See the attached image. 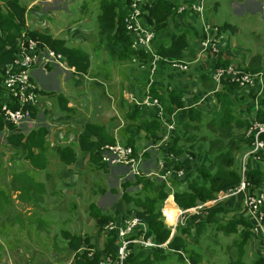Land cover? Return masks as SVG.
Segmentation results:
<instances>
[{"label":"trees","instance_id":"1","mask_svg":"<svg viewBox=\"0 0 264 264\" xmlns=\"http://www.w3.org/2000/svg\"><path fill=\"white\" fill-rule=\"evenodd\" d=\"M3 1L5 2V6L3 7L0 5V30H4L3 35H0V42H3L0 45V83L1 69L14 57L16 51V38L23 30L26 31L27 35L37 40L40 46L46 44L56 52L59 51L63 42L60 39L53 38L45 31L26 29L24 19L25 8L23 5H21L18 0ZM126 1L127 0H124L122 5H124ZM121 2V0L120 2L102 0L100 8L106 12V19L104 21L99 19V24L106 30L112 28L117 29V33L110 36L109 40L117 45V55L127 58L130 57L132 53H137V51L142 50L133 51V49L130 48V35H127L123 22V16L126 10L121 6ZM116 5L118 6V12L115 11ZM174 6L175 4L170 0H150L147 6L148 11H151L149 13V18H155L154 22L157 30L161 27H165L166 21H168L171 16L173 17ZM150 22L152 21L150 20ZM227 27L226 25L220 28L225 29ZM184 35V31L179 34L175 32L172 33L169 42H160L155 50L162 57L169 59L181 57V50L185 44ZM142 53L138 52L136 56L143 60H147V57L144 55L146 53ZM76 54V58L79 60L85 59V55L80 50H78ZM66 59L69 60L70 63H73L70 58ZM227 64L226 61L221 59L214 63L215 66H225ZM161 66L167 68V63L161 62ZM47 67L49 70L51 69L50 66ZM206 74L207 73H203L205 78ZM237 87L239 88L236 83H230L226 87V90L218 92L216 96L217 100L221 102L220 108L216 105L212 108L208 104L205 105L209 110L211 109L210 113H207L205 108L191 105L186 106L183 94L178 88L172 87L170 89H165L159 86L160 93H157L155 89L151 92L166 105L170 113L172 111V106L176 108H185L184 116H179L175 119L176 127L171 137L166 142L160 144L158 151L154 154L149 151L144 152V157L148 163L149 161L151 162L152 159L156 162L159 157H162L165 160L166 166L175 168L183 167L186 169L184 179L172 181L173 199L181 209L193 207L197 202L208 201L220 190L226 191L229 188H234L240 181L239 169L235 164V157L233 154V151L238 148V146H234V144L238 143L233 138L235 134L234 131H243L254 121L264 122V107L261 106L257 109H253L250 104L245 106L244 111L237 109L231 98L232 96L228 93L229 89H236ZM235 101L237 104L241 105L239 99L236 98ZM261 102V104L264 105V99L263 101L261 100ZM167 103H170L169 107ZM242 112H247L248 115L243 116ZM166 120H169L167 115ZM125 122V125L119 129V139L131 145L135 151H138L142 147L136 144L137 136L140 134V131L144 132L143 136L146 141L150 144H156L159 143L166 130L165 125H163L162 121L159 120L156 115L148 116L146 112H143L138 107L132 112L125 114ZM203 126L208 130L207 135L204 136L200 132ZM2 129L3 125L0 122V134L2 133ZM88 129L93 136L89 137L88 134H81L78 137L79 149L89 153L90 164L93 163L96 169L106 172L108 168L100 162L98 148L102 144L114 142L115 139L110 138L111 136L108 137L109 135L105 134V131L100 125L94 124L89 126ZM44 131L45 127L39 126L36 129H31L27 135H25L21 132L19 127L8 125V132H6L4 139L11 145L13 150L16 148L17 151L27 152V156L33 161H36L38 155L46 149L43 139ZM217 131L218 133L216 134ZM200 134L202 138L198 139ZM203 138H208V142L205 141L201 143L204 140ZM227 139H231V143L228 147H224V142ZM262 139L264 142V135H262ZM34 146H37L39 149L38 155L32 154V147ZM58 152L61 154L60 157L66 164H72L75 161L74 151L70 147H64V149L58 150ZM263 154L262 158H264ZM169 155L177 158V161L171 162ZM186 155H189L191 159L187 158ZM120 176L125 178V180L120 183L121 194L114 210L106 211L100 209L94 202L89 204L88 212L95 217L99 230L103 229V225L109 220L117 216V213L120 214L122 211L126 210V213L134 212L145 219L148 226V233L154 236L157 241L164 242L171 234V229L165 224L161 213V207L168 195L165 184L155 180L156 177L154 176H146L143 174L131 175L132 179L124 174ZM20 179L19 176L14 180L20 182ZM247 180L253 185L258 187L261 186L263 180L262 171L257 168L249 169L247 172ZM130 187H134L135 189L129 191L128 188ZM112 190L114 192L118 191L114 188H112ZM129 203L130 206L128 207L127 205H129ZM157 203H159L160 206H158ZM222 208L224 209V206L218 204L211 208V211L208 213V218L213 217L214 219L217 213L222 212V210H220ZM195 222L196 227H198L202 220H196ZM216 228V230L220 228L225 233L228 232L227 235L230 232H234L238 235V238L232 241V247L239 250L238 255L235 257V254L229 247L228 262L226 264H245L243 263V256L247 252L246 246L249 244L252 236L248 219L243 215L237 216L236 218L232 217L224 223L218 222ZM191 231V229L181 224L176 226L166 249L178 255V259L174 258V260H178V262L186 261V259L182 257L185 256L183 252L187 254L186 258L189 264H197L201 258L203 259L204 254L197 250L194 244H190L187 240H184L187 234H189V236H194ZM62 234L64 237H70L68 243L70 247L74 250L79 247V235H70L69 232L65 231ZM109 235V239L111 238L109 240L110 242L116 238L113 233ZM242 244L243 247L241 248ZM104 250L106 253L113 256L116 255L109 246ZM140 252L144 251H133L130 253L126 262L132 264L139 263L137 257ZM87 253L86 250L78 252L75 255L76 264H96L100 259L99 252H94V256L90 260L87 258ZM166 258L164 260H166ZM141 260H144V258ZM250 261V264H264V257L259 256Z\"/></svg>","mask_w":264,"mask_h":264},{"label":"rangeland","instance_id":"2","mask_svg":"<svg viewBox=\"0 0 264 264\" xmlns=\"http://www.w3.org/2000/svg\"><path fill=\"white\" fill-rule=\"evenodd\" d=\"M18 1L21 5L27 6L32 0ZM56 1L57 2H55V4L53 5L57 6L58 11H56V14H59L60 16L59 18L55 16L52 19L47 16L46 20L48 24L43 25V28L48 29L49 26L51 27V25H53L54 29L56 28L55 26H58L57 29H63L65 24L69 23L68 21L74 20V2H77L80 8L86 7L87 9L88 7L86 4L87 2H89V9L87 11L92 16V19H95L97 14L98 19H100L101 21H104L106 19L105 11L101 9V12L99 13L100 6L97 0ZM2 3L3 1L0 0V4ZM122 3L123 2H121V6H123ZM34 4H40V2H35ZM35 8H31L32 10H29V13L31 14L32 11L35 10ZM117 9L118 6L116 5L115 11H117ZM64 11H68L69 13H66ZM204 17L209 22L216 25L226 26L230 24L235 27L237 29L236 32L232 33L229 29L225 30V32L227 36L230 37L231 43L236 41L237 48L243 51L246 55L257 53H260L261 55L264 54V0H206ZM69 24L72 23L70 22ZM87 24V28H91L92 26H96V21L90 20ZM62 34L63 36H65L67 34V31H64ZM96 37L97 40H99L100 37ZM106 41L107 40H102L100 43H98L97 41V43L92 47V53H90V56L95 57L98 63L99 61L101 63V58L103 56H108V51L105 49ZM2 43L3 42H0V45ZM66 43L62 42V46L61 48H59L58 52L61 53L62 56L70 58L74 62L75 68L77 70L76 73L70 71L69 69L64 71L58 65H54L52 70L50 71L42 65H39L34 69L35 71L33 73L34 77L38 80L37 82L41 86L40 93L42 99L45 101L40 109L42 120L39 121H45L49 124V126L51 121L53 120L48 118V114L51 112V96L61 97V95L67 94L70 96L73 103H75V97L83 94L86 89L91 90L92 92H99L102 91L104 87L106 88V82L100 83L96 81H99V78L104 80V73L110 75L107 68H103L102 70L88 69L87 56L85 57V59L79 60L78 58H76L78 49H76L75 46H71V44L67 41ZM43 45L47 46L46 44ZM79 46L86 50V45H84L83 43H80ZM86 51L88 52L89 50ZM120 61L116 60V64L119 65ZM108 62L109 61H107V59L103 61L104 64ZM111 69H116L115 64ZM100 70L101 73H99ZM78 71H84L87 72V74H77ZM120 71L121 74H125V69H123V67L120 69ZM256 85L254 87H256ZM254 87H251L249 89H253ZM91 101L92 104L90 106H87H89V108L91 109L90 114L93 116L92 119H97V121L102 119L107 120V124H110V122H112L113 125L115 124V127H117V125L119 127L125 125V116L118 117L113 114V107L111 106H116L117 102L115 96L114 98H109L107 96H101V94L95 95L93 92ZM61 106L63 107V105ZM64 106H66V102L64 103ZM84 106L85 105H82V107ZM213 106V103H211L210 107L212 108ZM205 109L207 113H210L211 109L209 110L206 106ZM29 122H23L20 124L21 128H19L21 129V132H23L22 130L27 131L29 127H32L29 126L31 125L28 124ZM246 130L247 129L241 132L240 141L246 144L242 152L247 151L248 153L251 149V146L247 142L248 139L244 136ZM200 132L204 136L207 135L208 130H206L205 126H203ZM217 133L218 131L216 132V134ZM143 134L144 132L142 131H140V134H138L136 141L137 146H144L149 143L145 140ZM201 134L198 139L202 138ZM5 135L6 132L0 135V144H2V142L4 141ZM116 137L119 139V133L116 135ZM203 139L204 140L202 142L200 141L201 143L205 141L208 142L209 140L208 138ZM228 140L229 139L226 140L228 144L226 143V141L224 142V147H228L231 143V141L229 142ZM238 143L234 144V146H240ZM5 147L11 148V146L6 143L0 147V153L2 154V157L0 155V187L4 186L6 189H14L17 187L19 188L20 182L15 181L14 179H10L9 184L4 172L8 174L12 171L13 173H16L14 171H17L18 173L27 169L28 173L30 175L32 174V179L33 177L37 178L36 175H38L40 179H48V189H46L49 192H52L53 198L47 199L46 205L44 206L41 203L42 198H39V200L35 202L37 199H35L36 197H33V201L27 202L29 206L28 212L30 214H26L25 212H22L23 209H21L20 211L21 206H25L26 202L22 201L21 204L19 203L18 192H15L13 194L15 198L14 200H16V202H14V200L11 199L10 190H8V192L4 189L0 190V264H64L63 262L67 257L66 255L68 249L67 240H64L62 237V233L64 232V230H68L70 233L76 235H78V233H87L91 235V233L95 231V225L93 223H90L84 226L85 215L88 211L89 204L91 202H94L100 209H104L106 211L111 210L120 198V183L125 180V178L121 177L120 175L124 174L132 179L131 175L127 173V170L125 168L117 169L115 167H112L109 168L106 172H102L101 170L96 169V167L93 166V163L90 164L89 162L84 161V165L82 166V164H80L82 163V161H77L76 165L73 167L72 173L76 177V182L71 184L75 185L74 192L76 195L72 196L68 194V192L64 191L63 185L61 186V184H59L58 172L62 171L59 170L60 168H62V166L60 165V163L56 162V155L52 150H50V154L48 156L49 159L40 161L39 165H37L38 168H36L35 165H33L34 167H30L28 163L24 162V152L19 151L16 153L15 157H11L4 150ZM11 150L17 151L16 148L15 150L11 148ZM150 152H152V150H150ZM233 154L236 155L235 164L237 166L240 165V157L242 153L234 150ZM21 157L23 158L22 160H20ZM10 161L13 163V165L8 164L10 163ZM149 164L152 166L153 161H149ZM145 166L146 168H149L148 163H145ZM155 180L161 182L158 178H156ZM112 188L117 189L118 191L114 192ZM133 189L135 188H128L129 191H133ZM217 193L213 198L217 197ZM50 199L51 201H49ZM205 202L207 201L197 202L195 206L202 205ZM157 205L160 206L159 203H157ZM127 206L129 207L130 203ZM215 206H217V203H210L204 205L201 210H197L196 212L191 213L189 212V215H186L183 224H181L182 226L191 229V232L194 234V236H189V234H187L184 240H187L190 244H194V247H196L197 250L201 251L202 254H204L203 259L201 258L200 261L198 260L199 262L197 264H226L228 262V250H230V248L231 251H233V253L235 254V257L238 255L239 250L232 247V241L238 238V235L234 232H230L227 235L228 232L225 233L220 228L216 230V225L218 222L224 223L229 218H236L237 216H235V214L229 215L225 208H222L220 209L222 210V212H219L214 216L215 220L213 219V217L208 218V213L211 211V208ZM31 207L34 208L32 211ZM43 207L45 211H43ZM46 209L48 210L46 211ZM196 220H202L201 224L198 225V227H196ZM58 222L60 225L59 227L57 226ZM167 222H169L168 219ZM242 247L243 244L241 248ZM247 247L249 250L250 245H247L246 249ZM51 252L58 253L62 261L54 263L50 262V260H48L49 258L47 257ZM183 255H185L182 257L186 259V261L178 262V260H174V258L178 259V255H176L175 252L173 253L169 250L157 252H140L139 256L137 257V260L139 262L137 264H189L186 258L187 254L183 252ZM243 257V263L250 264L251 261H248L249 258L247 252ZM142 258H144V260H141ZM165 258L166 260H164Z\"/></svg>","mask_w":264,"mask_h":264},{"label":"crops","instance_id":"3","mask_svg":"<svg viewBox=\"0 0 264 264\" xmlns=\"http://www.w3.org/2000/svg\"><path fill=\"white\" fill-rule=\"evenodd\" d=\"M3 1V0H1ZM98 4L100 6V3L102 0H97ZM108 1H119L120 0H108ZM122 2L124 0H121ZM172 1L174 6V15L171 16L168 21H166V26L161 27L158 30L155 28V18L152 19L149 18V13L151 11H148L147 6L150 3H143V18L146 20L148 24L152 26V28L155 30L156 37L154 40L155 47L160 44L162 41H168L170 39V36L172 33H180L182 31L185 32V44L181 50V57L179 58H167L169 60L172 59H181L183 61H186L190 63V69L187 72H175L173 70H170L168 68L162 67L160 63V67L157 70L155 76L152 77V83L149 85L150 92L152 90H156L157 93H160L159 86L165 89H170L172 87L178 88L182 94L183 98L186 101V106H197L199 108H205V105H209L213 103V105H216L220 108L221 102L217 100L216 94L218 92L226 90V87L228 84L232 83L230 81L223 80L220 83H217L211 79V77L208 75V71L210 69V66L214 64L216 61H218L221 58L212 57L211 55L207 53H202L200 56H198L199 53V46H198V40L203 36V23L202 20L199 18L198 15H196L192 10L186 9L183 13L177 14L176 9L178 5L182 2H187L188 0H170ZM35 2H40V4H34ZM57 2L56 0H32L27 6L23 5L25 8L24 12V18L26 21V24L31 29H37L40 31H45L48 34H50L55 39H60L63 42L71 44V46H75L76 49L83 52L85 57L88 58V69H103L107 68L110 75L104 73L103 79L99 78L100 80L96 82L104 83L106 82V88L102 91H93L95 95L101 94V96H107L109 98L116 99V106L113 107V114L115 116H122L124 117L126 113L132 112L136 107L139 108L138 105H136L131 98L137 97V95L142 91L145 90V88L148 86L149 82V73H148V62L150 60L149 56L144 54V51H137V53H142L147 57V60H143L141 58H138L136 55L137 53H132L130 57L124 58L118 56V47L115 45L111 40H109L110 36H113L117 33L116 28H112L110 30H106L105 28H102L99 24L98 14L95 19H92V16L87 11L89 9V2H87L88 9L80 8L78 3L74 2L73 6L75 7V19L71 22L72 24L66 23L64 28L57 29L58 26H55L54 29L53 25L48 29L43 28V25L48 24L46 17H50L51 19L53 17H58L59 14H56L57 6L53 5ZM1 6H5V2L3 1ZM54 6V7H53ZM131 6V0H127L126 3L123 5V8L126 10L125 14L123 16V22L124 18L126 17L127 13L129 12ZM36 7V8H35ZM31 8H35L32 13H29V10H32ZM263 8V7H262ZM205 9V8H204ZM101 8L99 7V13ZM51 12V13H50ZM66 13H69L68 11H64ZM87 12V13H86ZM118 12V9H117ZM152 22H150V20ZM96 21V26H92L91 28H87L89 21ZM50 24V23H49ZM211 25L216 26L219 28L220 36L223 37V41L221 42V46L224 49V53L226 56L223 55L222 59L223 61H226L228 64H232L238 69L247 71L254 75L260 74V80L257 81L256 87L253 89L249 88H242L237 87L236 89H229L228 93L232 96V100L235 103V106L237 109H241V111L245 110L246 105H252L251 107L253 109H257L258 107H264L262 105L261 100L264 99V54L261 55L260 53L257 54H250L246 55L243 51H241L239 48H237L236 41L231 43V39L229 36H227L225 30H230V32L234 33L236 32V28L232 25L228 24L227 28L221 29L220 25H216L210 22ZM87 25V26H86ZM125 25V24H124ZM126 30V29H125ZM67 31V34L63 36V32ZM4 30H0V35H3ZM127 35L129 33L126 30ZM20 36V35H19ZM18 36V37H19ZM100 37L99 40H97V37ZM16 38V41L18 39ZM102 40H107L105 42V49L108 51L107 57L101 58V63L97 62V59L93 56H90V53H92V47L97 43H100ZM80 43H83L86 45V50H89L88 52L81 48L79 46ZM67 44V43H66ZM95 49V48H94ZM134 51V50H133ZM94 55V53H93ZM97 55V54H96ZM166 58V57H165ZM109 61L108 63L104 64L103 61L106 60ZM92 60V61H91ZM116 60L120 61V64H116ZM63 61L65 66L68 68H73L74 73H76L75 64L70 63L69 60H67L63 56ZM115 68L117 69H111L113 68L114 64ZM217 66V65H216ZM123 67L125 69V74H121L120 69ZM204 69V70H202ZM52 70V68H51ZM101 70L99 73H101ZM35 71V70H34ZM48 72V71H47ZM203 73L206 74V78L203 76ZM77 74H87V72L84 71H78ZM110 84V85H109ZM91 90L86 89L83 94H80L78 97H75V103L71 100L70 96L67 94L61 95V97H50V103H51V112L48 114V118L53 119L50 123V126L45 121H39L42 120L41 116L39 115L38 118H33L28 124H31L27 129V131H23V134L27 135V133L31 129H36L39 126L45 127V131L43 134L44 143L46 146L45 151H42L39 154V149L37 146L32 147V154L38 155L36 161H33L31 158L27 156V152L24 156V162L28 163L30 167L38 168L37 165H39L40 161H45L49 159L50 150L54 152L56 155V162L60 163L62 168L59 170H62L61 172H58L59 174V184L61 186H64V191L68 192V194L75 196V185H71L72 183L76 182V177L72 174L73 173V167L76 165L77 161H82V166L84 165V161L89 162V153L79 149V143H78V137L81 134H88L89 137L93 136L91 132L89 131L88 127L91 125H100L102 126L103 130L105 131V134H108L110 138L116 139V135L119 133V129L122 126L115 127V124L113 125L112 122L110 124H107V120H98L92 119L93 116L90 114L91 109L89 106L92 104L91 97L92 93ZM239 99L241 101V105L237 104L235 99ZM80 99V100H79ZM201 101V102H200ZM66 102V106H64V103ZM80 103V104H79ZM191 103V104H190ZM63 105V107L61 106ZM82 105H85L82 107ZM89 105V106H87ZM168 107L170 106V103H167ZM185 106V107H186ZM79 107V108H78ZM82 108V109H80ZM172 111L171 113L174 116V119H176L179 116H184L185 108H176L171 107ZM218 108V109H219ZM55 111V112H54ZM243 116L248 115L247 112H242ZM92 116V117H91ZM111 125V126H108ZM21 128V126H20ZM241 132L240 131H234L233 138L239 142L237 150L238 152H241L240 157V165H238V171L240 174V166L242 163L243 157L247 154V151L242 152L245 148L246 144L241 142ZM229 142L231 139L228 140ZM6 140L0 144V147L3 144H6ZM228 144V142L226 141ZM11 146V145H10ZM64 147H70L73 149L75 154V161L72 164H66L60 157L61 154H59L58 150L64 149ZM4 150L9 154L11 157H15L16 153L19 151H12L11 148L5 147ZM79 153V154H78ZM1 157L2 154L0 153ZM236 155H234L235 157ZM23 158L21 157L20 160ZM245 163L248 167V170L251 168H257L260 169L263 173V180L261 183V186L264 185V158L260 160H255L251 156H246ZM10 165H13V163L10 161L8 163ZM23 170V169H22ZM16 173L10 172L5 173L8 183L10 184V179H15L20 176V187L19 188H10L6 189L4 186L0 187L4 190H10L11 193V199L14 200V193L18 192L19 194V203L21 204L22 201L26 202L25 206H21L22 212H25L26 214H30L28 212L29 206L27 204L28 201H33V197H36L37 199L35 202L39 200V198H42V204L45 206L46 201L49 198H53L52 192H49L47 189V183L48 179H40L37 176V178L32 179L31 175L28 173V170L25 169L21 172L14 171ZM21 174V175H20ZM71 175V176H70ZM26 178V179H25ZM62 178V179H61ZM6 180V179H5ZM42 184V185H40ZM252 188H256L258 186L253 185L251 183ZM46 190H45V189ZM61 188V187H60ZM16 190V191H15ZM218 195V194H217ZM9 197V195H8ZM16 197V195H15ZM21 197V198H20ZM51 199L49 201H51ZM8 200V199H7ZM9 201V200H8ZM16 202V200H14ZM218 205H223L225 210L228 212L229 215L235 214V216L243 215L246 219H248L245 209L242 205V195L241 194H235L223 199H220L218 202ZM169 208L171 204H168ZM32 208V207H31ZM34 208L31 209V211ZM52 209V208H49ZM172 209V208H171ZM48 209H46L47 211ZM55 210V209H52ZM30 211V212H31ZM43 211H45L43 207ZM249 221V220H248ZM171 222V221H170ZM93 223L95 225V231L90 234H81L78 233L79 237V247L77 249H73L69 246V238L70 237H63L64 240H67V257L64 264H76L75 262V255L78 252L86 250L87 258L90 260L94 256V252L100 253V258H103L106 255H111L109 253L105 252V248L109 246L112 251L116 253L118 242L115 239L113 241H109V234L111 232L104 229L99 230L97 221L95 217H93L90 212L87 211L85 215L84 220V226ZM53 224V223H52ZM57 226L59 227V222L57 223ZM104 226V225H103ZM251 226V225H250ZM65 232H69L68 230H64ZM250 231L252 232L251 239L249 241L248 246L250 245V249L248 250L247 247V254H248V260H252L256 257H264V239L256 235L250 228ZM70 233V232H69ZM70 235H76L73 233H70ZM89 241V242H88ZM51 243V242H50ZM49 254V252H48ZM51 256V257H50ZM113 256V255H111ZM114 257V256H113ZM49 258L50 262H60L62 259L58 255V253H50V255L47 257ZM46 258V259H47ZM124 264H132L129 262H125Z\"/></svg>","mask_w":264,"mask_h":264},{"label":"built area","instance_id":"4","mask_svg":"<svg viewBox=\"0 0 264 264\" xmlns=\"http://www.w3.org/2000/svg\"><path fill=\"white\" fill-rule=\"evenodd\" d=\"M205 2L206 0H188L187 2H182L178 5L176 13L181 14L186 9H190L202 20L204 32L203 36L198 40V56L202 53H207L214 57V59H222L223 55L226 56L221 46L223 37L219 34V28L211 25L204 17ZM143 3H149V0H131L129 12L124 18L125 29L130 35V48L142 50L150 57L147 67L149 73L148 86L137 97L131 98V100L143 112H146L148 116L156 115L163 125H165L166 130L159 143H148L138 151H135L131 145L122 142L118 138L112 143L102 144L98 148L100 162L108 169L112 167L117 169L125 168L130 175L143 174L154 176L165 184L168 195L161 207V213L165 224L171 229L170 237L174 233L176 226L183 224L184 218L187 214L189 215V212H196L197 210H201L206 204H215L220 199L241 194L242 205L250 222L251 230L264 239V185L256 188L251 187V182L247 180L248 167L245 163L246 156H251L255 160L262 159L264 151L262 139V135H264V122L254 121L244 133L251 149L243 157L238 185L226 191H219L217 197L202 205L181 209L174 202L172 181L184 179L186 175L185 168L168 167L162 157H159L156 162L152 159V166L146 162L144 152L152 150L151 153L154 154L158 151L160 144L166 142L171 137L176 127L173 114L168 111L166 105L157 96L150 92L149 85L152 83V77L155 76L161 62H166L167 68L175 72L189 71L190 63L181 59L169 60L157 53L154 44L156 33L152 26L143 18ZM25 28L31 30L26 21ZM39 65H42L46 69H48L47 66L53 68L54 65H58L64 71L67 69L72 72L74 71L73 68L65 66L61 53L56 52L48 46H40L37 40L31 38L23 30L16 41L14 57L1 69L0 122L3 125L2 133L8 132V125L20 127L21 123L38 118L41 114L40 109L45 101L42 99L40 93L41 86L33 75L34 69ZM207 73L217 83L227 79L242 88L254 87L257 81L260 80V74H251L238 69L232 64L225 66H215L212 64ZM166 115L169 120H166ZM186 156L191 159L188 155ZM169 159L171 162L177 161V158L172 155H169ZM145 163H148L149 168H146ZM169 198H171L177 208V216L174 223L167 222L166 216L163 214L164 204ZM114 207L108 211L114 210ZM104 229L115 235L118 242L117 251L114 257L106 255L100 258L96 264H124L128 255L133 251H164L167 249L170 239L169 237L164 242L157 241L154 236L148 233L146 220L134 212L126 213V210L120 214L117 213V216L104 225Z\"/></svg>","mask_w":264,"mask_h":264},{"label":"bare ground","instance_id":"5","mask_svg":"<svg viewBox=\"0 0 264 264\" xmlns=\"http://www.w3.org/2000/svg\"><path fill=\"white\" fill-rule=\"evenodd\" d=\"M171 204L169 208V205ZM163 214L166 216V221L168 219L169 223H174L176 220V216H177V208L175 207L174 203L172 202L171 198H169L166 203L164 204L163 207ZM174 216H175V220H174ZM171 221V222H170Z\"/></svg>","mask_w":264,"mask_h":264}]
</instances>
